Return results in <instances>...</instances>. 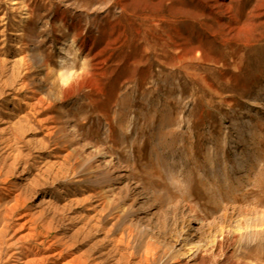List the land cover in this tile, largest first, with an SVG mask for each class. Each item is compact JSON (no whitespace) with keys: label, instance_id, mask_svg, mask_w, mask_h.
I'll use <instances>...</instances> for the list:
<instances>
[{"label":"rangeland","instance_id":"374dc122","mask_svg":"<svg viewBox=\"0 0 264 264\" xmlns=\"http://www.w3.org/2000/svg\"><path fill=\"white\" fill-rule=\"evenodd\" d=\"M27 247L264 264V0H0V264Z\"/></svg>","mask_w":264,"mask_h":264},{"label":"bare ground","instance_id":"6f19581e","mask_svg":"<svg viewBox=\"0 0 264 264\" xmlns=\"http://www.w3.org/2000/svg\"><path fill=\"white\" fill-rule=\"evenodd\" d=\"M86 68L87 67L84 66L80 72H78V71L72 72V73H74V75L70 78V82L68 84H73L75 82H78L80 79L82 80L86 75H88ZM68 74L69 73L64 74V78H68ZM24 224H25V222L20 224V226H24ZM28 236H30V235H28ZM15 254H16L15 252L9 254L8 258L6 259V263L7 264H10V262H8V261L11 258L15 257ZM55 255L56 254H52V253L51 254L50 253L45 254L42 251L38 252L37 249H36V251H33V249L27 247L26 248V253H22L21 254V252H20V256H22L24 260H22L21 257H20L21 259L16 257L17 259L15 260V263H12V264H46V263H48L47 260L54 259ZM64 264H67V263H64Z\"/></svg>","mask_w":264,"mask_h":264},{"label":"clouds","instance_id":"9594fccd","mask_svg":"<svg viewBox=\"0 0 264 264\" xmlns=\"http://www.w3.org/2000/svg\"><path fill=\"white\" fill-rule=\"evenodd\" d=\"M72 43H73V46H75V41L74 40H73ZM76 51H77V54H78L79 53V49H77ZM82 63L84 65H86L87 64V60L85 59L84 61H82ZM59 75L61 77V83L67 85L70 82V78L74 75V73H69L68 74V78H64V70L62 69L60 71Z\"/></svg>","mask_w":264,"mask_h":264}]
</instances>
